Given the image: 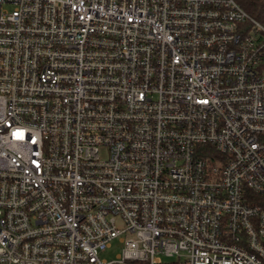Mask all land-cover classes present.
<instances>
[{
	"label": "built area",
	"instance_id": "2783aa9c",
	"mask_svg": "<svg viewBox=\"0 0 264 264\" xmlns=\"http://www.w3.org/2000/svg\"><path fill=\"white\" fill-rule=\"evenodd\" d=\"M0 264H264V22L0 0Z\"/></svg>",
	"mask_w": 264,
	"mask_h": 264
},
{
	"label": "trees",
	"instance_id": "16d2710c",
	"mask_svg": "<svg viewBox=\"0 0 264 264\" xmlns=\"http://www.w3.org/2000/svg\"><path fill=\"white\" fill-rule=\"evenodd\" d=\"M251 15L264 22V0H240Z\"/></svg>",
	"mask_w": 264,
	"mask_h": 264
},
{
	"label": "rangeland",
	"instance_id": "374dc122",
	"mask_svg": "<svg viewBox=\"0 0 264 264\" xmlns=\"http://www.w3.org/2000/svg\"><path fill=\"white\" fill-rule=\"evenodd\" d=\"M121 250H122V244L119 238H117L112 242L111 247H109L106 251L101 253V256L102 258L112 259L115 258L117 254L120 253Z\"/></svg>",
	"mask_w": 264,
	"mask_h": 264
}]
</instances>
